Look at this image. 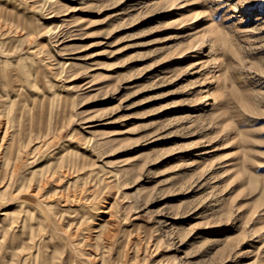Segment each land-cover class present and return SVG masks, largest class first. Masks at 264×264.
I'll list each match as a JSON object with an SVG mask.
<instances>
[{
	"label": "rangeland",
	"instance_id": "obj_1",
	"mask_svg": "<svg viewBox=\"0 0 264 264\" xmlns=\"http://www.w3.org/2000/svg\"><path fill=\"white\" fill-rule=\"evenodd\" d=\"M0 264H264V0H0Z\"/></svg>",
	"mask_w": 264,
	"mask_h": 264
},
{
	"label": "bare ground",
	"instance_id": "obj_2",
	"mask_svg": "<svg viewBox=\"0 0 264 264\" xmlns=\"http://www.w3.org/2000/svg\"><path fill=\"white\" fill-rule=\"evenodd\" d=\"M13 169V168H12ZM2 257V256H1ZM2 259V258H1Z\"/></svg>",
	"mask_w": 264,
	"mask_h": 264
}]
</instances>
